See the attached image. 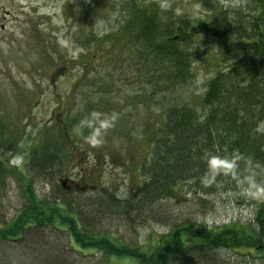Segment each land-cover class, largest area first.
I'll list each match as a JSON object with an SVG mask.
<instances>
[{
    "label": "trees",
    "instance_id": "16d2710c",
    "mask_svg": "<svg viewBox=\"0 0 264 264\" xmlns=\"http://www.w3.org/2000/svg\"><path fill=\"white\" fill-rule=\"evenodd\" d=\"M198 1L205 11L196 20L141 0L131 2L124 16L126 32L140 44L134 56L143 63L133 74L143 86L150 85L151 91L146 88L147 94L141 98L158 105V110L147 108L152 122L144 127L149 144L145 159L137 166L139 180L122 195L81 177L87 175L82 172L81 179L68 185L70 180L61 177V172L79 142L66 131L56 134L45 126L38 143L30 148L24 170L18 169L25 201L10 220L0 222V240L19 239L31 230L50 227L67 237L71 249L100 251L102 264H122L123 260L133 264H226L220 250H264V244L259 247L264 243L263 203L253 221L231 220L212 226L174 222L159 235L152 234L149 217L168 216L160 208L162 200L177 197L181 184L213 194L215 182L222 184L223 179L242 172L259 178V169L264 171V0L238 4ZM201 33L212 37L213 55H203L214 70L198 105L180 99L181 91L176 88L183 89L194 75L197 52L191 46L196 42L194 36ZM156 90H165L163 96L155 97ZM95 113L87 114L93 117ZM75 125L74 132L78 129L82 137L96 138L101 131L95 121ZM16 135L0 121V149H19ZM251 163L260 168L242 167ZM11 171L0 158V188H5ZM35 180L49 184V191L38 196ZM259 181L264 182V176ZM116 216L130 225L135 218L143 219L148 227L146 246V242H129L104 227L105 220L110 222ZM42 262L65 264L50 255Z\"/></svg>",
    "mask_w": 264,
    "mask_h": 264
},
{
    "label": "rangeland",
    "instance_id": "374dc122",
    "mask_svg": "<svg viewBox=\"0 0 264 264\" xmlns=\"http://www.w3.org/2000/svg\"><path fill=\"white\" fill-rule=\"evenodd\" d=\"M141 1L193 20L205 11L198 0ZM131 2L134 0H0V121L17 134L16 144H20L16 151L0 149V158L12 170L5 188H0V222L10 220L25 201L18 169L24 170L30 148L38 143L45 126L53 132L66 131L69 138L79 142L61 172V177L70 180L68 185L81 179L82 172L87 175L81 177L100 186L108 185L122 195L139 180L137 166L145 159L149 144L144 127L152 122L147 110H158V105L141 98L147 94L146 88L151 91L150 85L144 87L133 74L143 63L134 56L140 44L125 29L124 16ZM227 2L238 4L244 0H224L223 4ZM211 38L205 33L194 36V75L183 89L176 88L184 101L200 105L205 83L214 70L203 55H213ZM164 91L153 94L159 98ZM88 112L96 115L88 117ZM92 121L101 129L96 138L82 137L78 129L75 134V122L82 125ZM242 167L260 168L253 163ZM259 170L263 177L264 171ZM255 177L242 172L223 179L222 184L215 182L213 194L181 184L177 197L162 200L160 208L168 216L157 220L149 217L152 234L159 235L174 222L212 226L231 220L253 221L264 204V182L260 184V177ZM33 184L38 196L49 191V184L42 180ZM142 220L135 218L130 225L116 216L111 223L105 220L104 227L117 231L129 242L144 243L148 227ZM33 231L19 239L0 240V264H43L49 255L65 260V264L103 262L100 251L71 249L67 237L58 230L42 227ZM263 251L219 253L226 264H264ZM121 263L133 264L126 260Z\"/></svg>",
    "mask_w": 264,
    "mask_h": 264
},
{
    "label": "water",
    "instance_id": "95a60500",
    "mask_svg": "<svg viewBox=\"0 0 264 264\" xmlns=\"http://www.w3.org/2000/svg\"><path fill=\"white\" fill-rule=\"evenodd\" d=\"M65 181V180H64ZM64 183V182H63Z\"/></svg>",
    "mask_w": 264,
    "mask_h": 264
}]
</instances>
